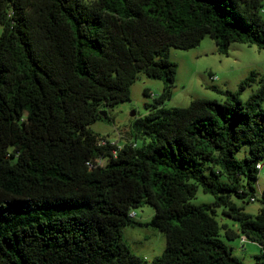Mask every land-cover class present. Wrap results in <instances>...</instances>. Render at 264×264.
<instances>
[{
  "label": "trees",
  "instance_id": "1",
  "mask_svg": "<svg viewBox=\"0 0 264 264\" xmlns=\"http://www.w3.org/2000/svg\"><path fill=\"white\" fill-rule=\"evenodd\" d=\"M261 3L0 0V264H244L221 230L257 242L260 258L264 206L251 216L233 198L255 196L264 161V74L251 72L235 91L214 88L221 101L159 106L177 69L169 48L208 35L220 54L233 42L264 49ZM139 72L163 83L132 123L141 146L99 144L89 124L109 121L108 108L129 99ZM243 144L248 154L236 159ZM198 187L213 200L193 203ZM146 204L148 223L129 217ZM217 208L238 232L219 224ZM124 225L163 232L162 253L151 261L133 254Z\"/></svg>",
  "mask_w": 264,
  "mask_h": 264
},
{
  "label": "rangeland",
  "instance_id": "2",
  "mask_svg": "<svg viewBox=\"0 0 264 264\" xmlns=\"http://www.w3.org/2000/svg\"><path fill=\"white\" fill-rule=\"evenodd\" d=\"M261 9H264V0H262ZM260 15L264 20V13ZM168 58L177 64V69L170 89L171 95L159 106L160 108L185 107L193 98L221 101L223 96L215 92L214 88L226 82L229 90L233 91L237 89L238 82L245 79L251 72H255L257 77L264 74V49L233 42L229 45L226 54H220L214 40L208 35H205L193 48H169ZM211 76L216 78L211 79ZM162 87L163 83L160 80L149 78L139 72L129 87V99L108 108L109 121H94L89 124L90 130L110 141L117 139L118 145L134 141L137 146H141L143 139L132 136V123L142 118L152 108L153 97L161 92ZM257 87L256 79L240 93V100L245 102ZM144 90L147 92L146 95L143 93ZM145 104L150 106L146 108ZM261 106L264 108V101ZM247 154L248 146L243 144L234 156L236 159H241ZM252 187L255 200L247 201L248 194L243 199L233 198V201L242 206L245 212L254 216L264 206L263 199L258 196L261 191H264V166L257 171ZM212 200L209 193L203 192L198 187L192 202L201 203ZM133 211L135 213L133 219L142 224L148 223L154 214L153 207L148 204L134 208ZM216 219L221 226L225 227L227 224L229 228L238 232L237 222L226 218L219 208L216 209ZM220 236L232 254L244 264H254L257 260L264 259V254L256 258L263 250L261 246L243 234L238 232L234 239L228 240L221 230ZM122 238L133 254L147 261L159 256L165 246L164 233L149 225H124L122 226Z\"/></svg>",
  "mask_w": 264,
  "mask_h": 264
},
{
  "label": "built area",
  "instance_id": "3",
  "mask_svg": "<svg viewBox=\"0 0 264 264\" xmlns=\"http://www.w3.org/2000/svg\"><path fill=\"white\" fill-rule=\"evenodd\" d=\"M260 13H264V9H261V10H260ZM215 78H216L215 76H211V79H215ZM105 141H108V142H110L111 144H114V145H116V146H120V145L117 144V139H115L114 141H110V140H108V139H106V138H104V137L100 138V140H99L98 143H99V144H104ZM131 144H132L133 146L136 145L135 142H133V143H131ZM96 162H97L98 164H103L104 160H102V159H97ZM87 164L90 165V163H87ZM263 166H264V161H259V162L256 164V169L259 170V169H261V167H263ZM261 195H264V191H261L260 194H259L258 196H261ZM253 200H255V196L250 198V201H253ZM134 216H135L134 211H130V213H129V217L133 218ZM241 241L243 242V237H242V240H241Z\"/></svg>",
  "mask_w": 264,
  "mask_h": 264
},
{
  "label": "crops",
  "instance_id": "4",
  "mask_svg": "<svg viewBox=\"0 0 264 264\" xmlns=\"http://www.w3.org/2000/svg\"><path fill=\"white\" fill-rule=\"evenodd\" d=\"M241 81V80H240ZM239 81V82H240ZM238 82V83H239ZM238 86V85H237ZM217 89H219V90H229V87L227 86V83L226 82H224L223 84H221V86H219V87H217ZM230 91H232V90H230ZM233 91H235V90H233ZM216 92V91H215ZM218 93V92H217ZM220 94V93H219ZM226 227L227 228H229L228 226H227V224H226Z\"/></svg>",
  "mask_w": 264,
  "mask_h": 264
},
{
  "label": "water",
  "instance_id": "5",
  "mask_svg": "<svg viewBox=\"0 0 264 264\" xmlns=\"http://www.w3.org/2000/svg\"><path fill=\"white\" fill-rule=\"evenodd\" d=\"M101 114H102V116H105L106 115L105 112H102Z\"/></svg>",
  "mask_w": 264,
  "mask_h": 264
}]
</instances>
